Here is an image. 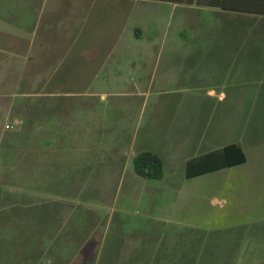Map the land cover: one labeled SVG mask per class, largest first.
I'll list each match as a JSON object with an SVG mask.
<instances>
[{
  "label": "rangeland",
  "instance_id": "1",
  "mask_svg": "<svg viewBox=\"0 0 264 264\" xmlns=\"http://www.w3.org/2000/svg\"><path fill=\"white\" fill-rule=\"evenodd\" d=\"M0 2L7 4L2 15L5 26L0 27L25 33L35 47L39 41L61 45L69 2H115L111 10L105 6L104 16L98 5L83 7L90 17L83 42L89 43L110 30L109 21L127 9L120 0ZM41 2L45 5L37 21ZM142 20L138 27L144 29L145 37L147 29ZM128 26L132 28V22ZM147 43L148 39H142L137 45L145 47ZM79 50L76 47L68 58L54 51L50 61H62L63 65L58 75L69 66H73L74 76L79 74L80 60L88 63L90 58L78 57ZM135 89L139 88H39L23 82L16 93L31 96L20 99L13 95L9 100H20L6 102L0 88V264H38L49 255L58 258L57 264L69 259L72 262L66 264H150L147 260L155 249L160 250L159 243H164L163 247L168 242L173 244L177 234L175 190L184 179L180 172L165 174L163 180L133 177L132 160L144 151L154 152L166 158L167 170L172 172L176 168L172 156L180 162L185 156L200 153L197 146L190 148L188 127L195 128L196 140L208 128L216 129L219 139L221 135L234 139L255 113L249 127L257 121L264 131V97L258 103L199 104L187 95L184 100L181 94L198 88L153 85L148 101L138 103L133 97ZM52 91L59 95L45 96ZM66 91L75 95L65 98L62 94ZM157 129H167L168 135H159ZM216 165L219 162L201 166L194 173L213 170ZM198 182L191 180L201 184ZM241 185L219 179L204 183L197 189L204 195L191 192L182 199L188 205L186 216L195 210L207 213L211 195L222 193L227 198L229 194L237 199ZM225 217L226 213L221 215L223 220ZM183 232L190 234L187 228Z\"/></svg>",
  "mask_w": 264,
  "mask_h": 264
},
{
  "label": "crops",
  "instance_id": "2",
  "mask_svg": "<svg viewBox=\"0 0 264 264\" xmlns=\"http://www.w3.org/2000/svg\"><path fill=\"white\" fill-rule=\"evenodd\" d=\"M120 1H125L120 3L127 5V9L116 20L113 18L109 21L110 30L94 37L96 39L92 43L89 40L83 42V32L90 23V17L83 7L91 3L92 7L98 5L103 8L100 13L104 16L105 6L111 10L113 6L110 5L115 2H69L60 46L58 43L39 41L35 47V42L25 33L0 27V88L6 95V102L31 96V93H16L15 89L23 82L39 88L94 85L139 88L135 89L133 96L139 99L138 103L148 101L153 85L161 88H198L190 92L182 91L181 94L192 97L190 100L199 104L258 103L260 97H264V0ZM4 3L0 2V26H5L2 15L7 4ZM44 5L45 2H41L36 11L37 21L41 18ZM74 17L77 19L72 23ZM143 18L147 29L145 37L144 29L138 27ZM129 22H132V28H129ZM148 30H154L155 34L149 35ZM142 39H148L145 47L137 45ZM76 47L80 49L78 57H90L88 63L80 60L79 70H76L79 74L76 76L72 71L73 66L58 75L62 61L52 63L51 55L58 51L68 58ZM130 55L133 57L130 58ZM141 87L149 88V91ZM13 95L20 99L9 100ZM58 95L52 91L45 96L54 98ZM62 95L70 98L75 94L66 91ZM254 114L247 118L248 126L245 121V128L234 139L229 136L227 139L225 135L219 139L216 129L208 128L209 131H203L196 140L195 128L188 127L189 135L193 136L190 148L197 146L196 150L200 153L185 156L180 162L176 156H172L176 167L170 170L172 172L167 170L166 158L160 156L164 176L180 172L184 181L178 182L175 190L179 207L176 204L177 234L173 244L168 242L163 247L164 243L160 242L157 247L160 250H154L148 263L264 264V141L261 140L264 131L255 118L256 124L249 127ZM157 130L159 135H168V131L165 132L167 129ZM233 144L243 150L245 161L227 167L224 149ZM215 161L219 162L217 168L189 175ZM132 176L140 177L135 171ZM215 179L241 182L242 191L236 195L237 199L229 194L227 198L222 193L211 195L207 213L200 214L199 210H195L187 217L185 212H188V205L182 199L191 192L204 195L197 190L198 187L201 189L204 183H211ZM191 180H199L201 184H192ZM225 213L223 220L221 215L225 216ZM185 228L190 234L183 235ZM70 261L62 260V263ZM42 263L57 264L58 258L49 255L38 264Z\"/></svg>",
  "mask_w": 264,
  "mask_h": 264
},
{
  "label": "trees",
  "instance_id": "3",
  "mask_svg": "<svg viewBox=\"0 0 264 264\" xmlns=\"http://www.w3.org/2000/svg\"><path fill=\"white\" fill-rule=\"evenodd\" d=\"M224 161L227 167L243 163L245 161L243 150L236 144L226 147L224 149ZM133 165L136 174L144 179L160 180L164 176L163 160L157 154L151 152L140 153L134 158ZM201 168H197V170ZM194 172H190L189 175L197 174Z\"/></svg>",
  "mask_w": 264,
  "mask_h": 264
},
{
  "label": "built area",
  "instance_id": "4",
  "mask_svg": "<svg viewBox=\"0 0 264 264\" xmlns=\"http://www.w3.org/2000/svg\"><path fill=\"white\" fill-rule=\"evenodd\" d=\"M6 129H10V125H7V126H6Z\"/></svg>",
  "mask_w": 264,
  "mask_h": 264
}]
</instances>
